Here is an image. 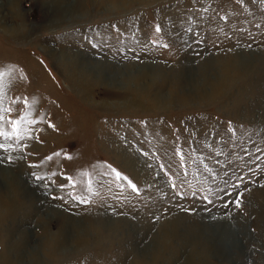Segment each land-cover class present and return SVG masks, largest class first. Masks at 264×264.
Returning <instances> with one entry per match:
<instances>
[{"label": "rangeland", "instance_id": "374dc122", "mask_svg": "<svg viewBox=\"0 0 264 264\" xmlns=\"http://www.w3.org/2000/svg\"><path fill=\"white\" fill-rule=\"evenodd\" d=\"M263 54L264 0H0V128L23 118L19 140L0 137V174L41 201L2 207L0 257L15 229L27 252L53 248L58 208L85 245L37 264H187L190 237L223 226L237 250L208 264H264ZM62 56L97 81L71 79Z\"/></svg>", "mask_w": 264, "mask_h": 264}, {"label": "bare ground", "instance_id": "6f19581e", "mask_svg": "<svg viewBox=\"0 0 264 264\" xmlns=\"http://www.w3.org/2000/svg\"><path fill=\"white\" fill-rule=\"evenodd\" d=\"M110 1L113 2L114 0H110ZM62 57L64 58L61 62L66 72L71 77V79H73L74 81L77 80L80 84H83V85H87L93 82L94 76L93 77L91 76L92 74L89 73L87 66L74 63V59L72 58L69 59V58H66V56H62ZM262 59L264 62V56ZM207 77L204 76V81L207 79ZM94 81H97V79H94ZM206 83L207 82H205L201 86L195 87V92L197 93L198 96L200 97L202 96L205 98L206 96L211 97L216 92L215 88L209 87L208 83L207 84ZM116 149H117L116 151H119L124 154L122 149H119V148H116ZM24 179L25 178H22L21 175L15 174L11 170H7L5 168L1 169V174H0V224L5 222V215H6V213L1 212L2 207L5 206L8 210L13 209V208L15 209L16 202L21 197L28 198L32 207L36 206L37 203L41 204L40 203L41 201L37 198V196L32 191V188L28 185V183ZM52 210H53V213H55V215H58L63 220L62 231L59 237H57L55 246L53 248L52 247L48 248V246H46L44 243L42 246L43 248L41 247L40 251L45 250V253L43 251L41 253H38L36 252L35 249L29 253L27 252V248L30 246L28 243L29 240H28L27 233L21 231L20 229L13 228V232L15 229V233H18V238L13 236L15 233L14 234L11 233V238L13 236V239L12 240L11 238L9 239L10 242L8 243V245H6L0 257V264H24L26 263V260H24V258L26 257L28 258L27 260L28 262H30V264H37L41 261H47L48 263L49 259L53 260L51 251H53L54 248L58 249L61 247V245H63L64 247L69 246L70 244H72V242H79L80 244L85 245L84 244L85 240H84L83 235L85 234V232L87 233V228L78 222H74L76 220L68 216L62 210L58 208H55ZM69 226L71 227V231H73L72 233L70 232ZM66 228L68 229V232L66 231L67 230ZM165 231H167L164 233L165 237L167 236V234L169 235L170 233L172 236H175V237L179 236L177 225H175L173 228L169 230L170 233L168 229ZM80 232H82V234ZM202 232L198 231L197 233L194 234V236L190 237L191 243L193 244L192 245V255L187 258V261H188L187 264H208V260L210 258L209 253H212L215 251L217 253H223V254L226 253L230 255V253H234V250H237L235 248L236 246H234L233 243H232L233 246H231L229 243V232L226 226H223L218 231H215L213 233L211 232L210 234H206L203 230ZM161 239L162 238L160 237L159 239H156L154 241L155 245L153 249H151L150 251V256H152L154 259L156 255L159 254L162 250L161 246H163V244H161ZM69 241L71 242L70 244H68ZM195 255L199 256L198 260H195ZM145 259L149 260L148 256H145ZM170 260L172 261L173 259H169L168 261L170 262Z\"/></svg>", "mask_w": 264, "mask_h": 264}, {"label": "snow or ice", "instance_id": "6c2138e0", "mask_svg": "<svg viewBox=\"0 0 264 264\" xmlns=\"http://www.w3.org/2000/svg\"><path fill=\"white\" fill-rule=\"evenodd\" d=\"M156 31L159 32L160 28L159 26L156 27ZM164 47H167V45H164ZM3 74L0 73V76H2ZM10 111V110H9ZM4 118L3 116H0V121H2ZM23 118H21V120H10L9 123L11 124L12 130L11 132H5L2 128H0V137H4L5 139H10L12 137H15L17 140H19L21 138V132H20V124L22 122ZM51 126V125H50ZM0 149H3L5 151H8V148L5 147L4 144H0ZM55 155L59 156V153H56ZM68 159H71V157H67ZM9 161H11V157H8ZM49 160L52 159V157H48ZM113 171L115 172L116 177L119 179L120 178V173L116 172L115 169H113ZM35 175V174H33ZM37 180H41L43 179V177L40 176H36ZM69 180H71V178H68ZM129 186L134 190L137 191L136 185L133 184L131 181H129ZM91 188V180H89V189ZM243 196V193H238L236 199H235V205L237 208L241 207L242 205V199L241 197ZM55 198V197H54ZM73 199H77V197H72ZM81 202H86L83 200V198H80ZM205 199H207V197H205Z\"/></svg>", "mask_w": 264, "mask_h": 264}]
</instances>
